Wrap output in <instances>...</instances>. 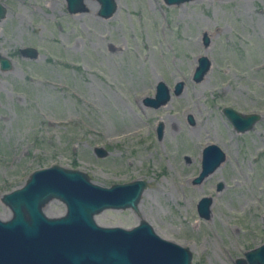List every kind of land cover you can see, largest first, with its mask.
I'll use <instances>...</instances> for the list:
<instances>
[{
	"label": "rangeland",
	"instance_id": "rangeland-1",
	"mask_svg": "<svg viewBox=\"0 0 264 264\" xmlns=\"http://www.w3.org/2000/svg\"><path fill=\"white\" fill-rule=\"evenodd\" d=\"M90 1L97 6L70 13L65 0H0V54L10 60L0 69V194L52 163L101 185L142 178L136 210L104 208L94 220L144 219L187 246L190 264H235L264 241V0H115L105 18ZM201 54L209 67L194 81ZM158 79L170 97L147 106ZM223 105L260 116L236 132ZM209 142L224 158L192 183ZM202 195L211 197L207 218L195 210ZM42 211L60 215L64 204L52 198ZM9 215L0 201V218Z\"/></svg>",
	"mask_w": 264,
	"mask_h": 264
},
{
	"label": "water",
	"instance_id": "water-1",
	"mask_svg": "<svg viewBox=\"0 0 264 264\" xmlns=\"http://www.w3.org/2000/svg\"><path fill=\"white\" fill-rule=\"evenodd\" d=\"M96 14L108 17L115 10V0H96ZM178 4L186 0H162ZM66 10L74 13L84 9L82 0H65ZM5 8L0 3V19ZM204 41L206 37L204 36ZM22 55L35 57L32 46L20 48ZM10 67L8 57L0 54V69ZM209 59L201 54L196 58L192 80L198 81L208 70ZM182 82L176 81L172 93L179 94ZM170 97V89L162 79L155 83L152 96H144L143 104L157 107ZM221 112L236 132L249 129L259 118L258 112H242L223 105ZM188 119L191 121L190 116ZM162 124L157 122L155 136L160 138ZM96 156L107 152L101 145H93ZM224 158V152L215 143H206L200 152V165L192 183H199ZM221 182L217 183L220 186ZM145 187V180L133 178L101 185L92 181L86 172L52 163L32 169L22 184L0 194V201L10 215L0 218V264H190L187 246L161 237L144 219L126 228L98 224L93 216L104 208H131ZM56 198L64 204V212L49 216L42 206ZM211 197L200 196L195 210L200 217L209 216ZM264 264V241L248 248L235 264Z\"/></svg>",
	"mask_w": 264,
	"mask_h": 264
},
{
	"label": "bare ground",
	"instance_id": "bare-ground-1",
	"mask_svg": "<svg viewBox=\"0 0 264 264\" xmlns=\"http://www.w3.org/2000/svg\"><path fill=\"white\" fill-rule=\"evenodd\" d=\"M82 3L85 7L91 8V9H93L97 6V4H93L90 0H82Z\"/></svg>",
	"mask_w": 264,
	"mask_h": 264
}]
</instances>
